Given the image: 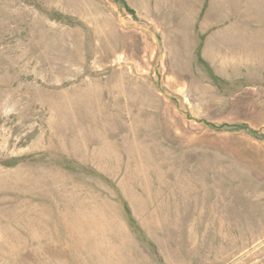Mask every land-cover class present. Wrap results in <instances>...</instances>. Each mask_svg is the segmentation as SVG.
Here are the masks:
<instances>
[{"label": "rangeland", "instance_id": "rangeland-1", "mask_svg": "<svg viewBox=\"0 0 264 264\" xmlns=\"http://www.w3.org/2000/svg\"><path fill=\"white\" fill-rule=\"evenodd\" d=\"M0 264H264V0H0Z\"/></svg>", "mask_w": 264, "mask_h": 264}]
</instances>
